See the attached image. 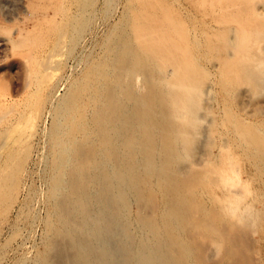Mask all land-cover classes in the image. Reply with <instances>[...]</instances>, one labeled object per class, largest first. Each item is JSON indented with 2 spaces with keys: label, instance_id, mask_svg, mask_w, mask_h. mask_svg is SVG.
I'll use <instances>...</instances> for the list:
<instances>
[{
  "label": "rangeland",
  "instance_id": "374dc122",
  "mask_svg": "<svg viewBox=\"0 0 264 264\" xmlns=\"http://www.w3.org/2000/svg\"><path fill=\"white\" fill-rule=\"evenodd\" d=\"M186 80L200 122L184 137L173 106ZM113 88L130 111L151 103L157 168L172 157L176 195L191 192L186 263L264 264V0H0V264H48L50 239L70 244L53 213L57 113L82 91L79 145L98 150L93 119ZM139 171L144 192L126 208L134 243L140 212L167 231L160 176ZM238 198L258 220L226 213Z\"/></svg>",
  "mask_w": 264,
  "mask_h": 264
},
{
  "label": "bare ground",
  "instance_id": "6f19581e",
  "mask_svg": "<svg viewBox=\"0 0 264 264\" xmlns=\"http://www.w3.org/2000/svg\"><path fill=\"white\" fill-rule=\"evenodd\" d=\"M186 81L187 86L173 106L175 121L183 128L184 137L197 133L195 127L200 122L195 106L196 89L190 80ZM119 90L108 91L96 107L93 128L99 132L98 150L79 145L77 132L82 125H76L73 111L82 91L73 89L60 103L56 129L61 149L57 155L58 174L53 187L57 211L53 213L59 225L66 226L71 242L68 245L59 238L50 239L48 264L186 263V257L180 255L179 249L187 247L180 236L190 219L191 207H194L190 201L191 192L176 195L181 185L172 157L157 168L160 163L155 159L157 151L152 145L154 117H147L153 109L151 103L137 104V109L130 111V106L120 101ZM82 116L83 124L87 126L88 115L84 112ZM136 128H139L140 136L135 139L131 133ZM142 166L145 174L158 173L160 176L165 193L167 231L164 232L155 217L140 212L143 233H140L141 240L134 243V239L127 237L130 226L126 224V208L130 196L144 192L147 180L143 181L140 176ZM237 201L247 210L240 217L259 219V209L254 202L240 198ZM184 255L191 256L189 248H185Z\"/></svg>",
  "mask_w": 264,
  "mask_h": 264
},
{
  "label": "clouds",
  "instance_id": "9594fccd",
  "mask_svg": "<svg viewBox=\"0 0 264 264\" xmlns=\"http://www.w3.org/2000/svg\"><path fill=\"white\" fill-rule=\"evenodd\" d=\"M225 211L233 218H236L243 216L247 210L243 207L242 202L237 201V202L229 203L226 206Z\"/></svg>",
  "mask_w": 264,
  "mask_h": 264
}]
</instances>
